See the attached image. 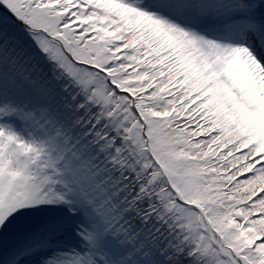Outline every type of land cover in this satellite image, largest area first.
Here are the masks:
<instances>
[{
    "label": "snow or ice",
    "instance_id": "6c2138e0",
    "mask_svg": "<svg viewBox=\"0 0 264 264\" xmlns=\"http://www.w3.org/2000/svg\"><path fill=\"white\" fill-rule=\"evenodd\" d=\"M0 264H264V0H0Z\"/></svg>",
    "mask_w": 264,
    "mask_h": 264
}]
</instances>
